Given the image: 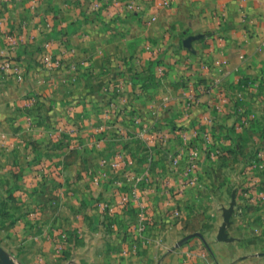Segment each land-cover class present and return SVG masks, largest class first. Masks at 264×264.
I'll use <instances>...</instances> for the list:
<instances>
[{"label":"crops","instance_id":"crops-1","mask_svg":"<svg viewBox=\"0 0 264 264\" xmlns=\"http://www.w3.org/2000/svg\"><path fill=\"white\" fill-rule=\"evenodd\" d=\"M4 56L24 75H0L14 261L264 264V0H0ZM120 154L134 179L109 178ZM240 154L263 169L247 208L219 173Z\"/></svg>","mask_w":264,"mask_h":264},{"label":"rangeland","instance_id":"rangeland-1","mask_svg":"<svg viewBox=\"0 0 264 264\" xmlns=\"http://www.w3.org/2000/svg\"><path fill=\"white\" fill-rule=\"evenodd\" d=\"M259 91H260V94H262V91L261 90ZM257 111H258L257 114H260V116H262L261 110L258 109ZM259 155H260L258 156L259 159L264 160V154H259ZM226 158L228 159V163L230 165L227 166L226 171L219 170V173L221 174L220 177L223 178L222 176L228 175L227 182H240L241 183L238 188L233 189V197H235V200H236L235 204H238L241 208L242 207L247 208L250 205V201L253 199V196H254L252 195V192H253L252 190L255 188L253 187L254 185H251V182H256L257 180L256 177L259 176L260 174L263 175V169L256 171L253 168H251L253 166V163L252 164L249 163L248 155L246 154H240L239 156L230 155V156H227ZM114 160H115L114 162L109 164L111 168V169L108 168V172H107L109 178L119 177L120 175L127 174V173L130 178H133V179L135 178L134 177L135 169L133 168L131 162H129V159L126 158L125 155L123 154L117 155V158L115 157ZM189 162L191 163V166H193L192 159ZM107 173L105 174L107 175ZM56 176H60V175L58 172L54 170L46 171L44 175L45 179H48L49 181H51L52 179L54 180ZM192 176H195L194 173L192 174ZM3 182H9L8 178L5 179ZM7 207L8 209H5V206H3V212L8 211L10 213L11 206H6V208ZM8 216L9 215L3 216V218L0 219V223L1 222L6 223L8 221Z\"/></svg>","mask_w":264,"mask_h":264},{"label":"built area","instance_id":"built-area-1","mask_svg":"<svg viewBox=\"0 0 264 264\" xmlns=\"http://www.w3.org/2000/svg\"><path fill=\"white\" fill-rule=\"evenodd\" d=\"M171 1V0H167ZM127 7H138L140 8V5L136 2H130L126 3ZM11 42H14V38L12 36L8 37ZM42 62L47 68L49 69H55L60 67L61 61L59 58H55L51 54H45L42 57ZM16 74L17 78L19 80H22L24 75L20 70V66L17 62H15L12 57L10 56H4L0 58V75H13ZM123 202H128L129 196L128 194H124L122 197ZM137 223L139 230H143L147 225H150L153 223V219L149 217L147 212L145 211V208L143 206L140 207V210L137 214Z\"/></svg>","mask_w":264,"mask_h":264},{"label":"water","instance_id":"water-1","mask_svg":"<svg viewBox=\"0 0 264 264\" xmlns=\"http://www.w3.org/2000/svg\"><path fill=\"white\" fill-rule=\"evenodd\" d=\"M225 220L228 221L229 220V216L226 215ZM220 239H225L226 236L224 234V227L221 229L220 235H219ZM0 264H18L16 261H14L8 254L7 252L4 250V248L0 245Z\"/></svg>","mask_w":264,"mask_h":264}]
</instances>
